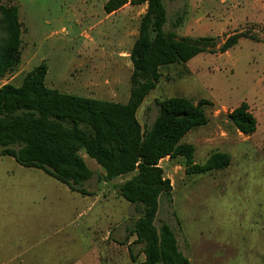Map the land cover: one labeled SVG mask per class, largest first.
Segmentation results:
<instances>
[{"label":"rangeland","instance_id":"374dc122","mask_svg":"<svg viewBox=\"0 0 264 264\" xmlns=\"http://www.w3.org/2000/svg\"><path fill=\"white\" fill-rule=\"evenodd\" d=\"M108 1L0 0V6L18 7L22 40L20 63L0 88L21 86L28 73L46 64L50 89L127 104L130 52L147 5L127 4L107 14ZM165 5L170 22L187 13L180 37H212L216 49L235 33L248 32L250 38L227 53H203L162 68L157 87L138 110L139 123L148 129L159 114L158 101H209L208 125L180 144L195 148L192 166L216 153L231 158L228 167L203 175H188L185 158L163 159L172 201L160 200L156 225L173 228L191 264H264V0H165ZM243 103L257 120L251 136L228 118ZM81 155L94 175L85 186L93 196L73 193L11 157L0 158V264H135L131 244L138 263L145 260L136 237L127 239L140 212L116 189L133 175L102 182V168Z\"/></svg>","mask_w":264,"mask_h":264},{"label":"trees","instance_id":"16d2710c","mask_svg":"<svg viewBox=\"0 0 264 264\" xmlns=\"http://www.w3.org/2000/svg\"><path fill=\"white\" fill-rule=\"evenodd\" d=\"M127 4L147 5L130 59L133 64L131 93L127 104L87 99L50 89L48 67L42 64L28 73L21 86L0 88V158L11 157L17 164L37 169L66 186L71 192L93 196L85 186L93 178L81 153L96 161L104 171L102 182L133 175L116 187L125 201L136 206L138 220L128 232L142 245L145 260L138 263L132 244L129 253L135 264H191L179 247L168 223L156 225L163 197L171 202L173 187L164 176L160 162L165 158L192 161L195 148L181 141L193 130L208 125L207 107L186 98L158 101L159 114L143 129L137 113L161 79V69L187 64L203 53H227L248 32L235 33L217 47L212 37H180L186 11L170 22L165 0H109L104 10L113 14ZM4 37L0 39V81L21 60V23L16 6H0ZM171 29L167 30V25ZM229 120L245 136L257 130V120L243 103ZM231 158L216 153L205 164L190 166L188 175H203L230 165ZM126 244V243H124Z\"/></svg>","mask_w":264,"mask_h":264}]
</instances>
